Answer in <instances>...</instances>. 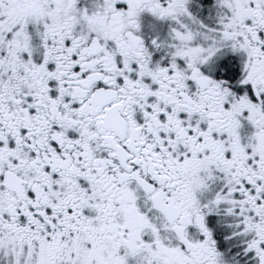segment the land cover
<instances>
[{"label": "snow or ice", "instance_id": "obj_1", "mask_svg": "<svg viewBox=\"0 0 264 264\" xmlns=\"http://www.w3.org/2000/svg\"><path fill=\"white\" fill-rule=\"evenodd\" d=\"M0 264H264V0H0Z\"/></svg>", "mask_w": 264, "mask_h": 264}]
</instances>
